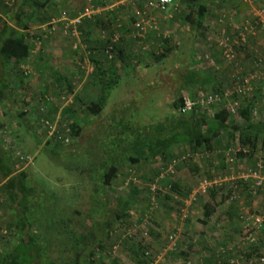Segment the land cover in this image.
<instances>
[{
  "label": "trees",
  "instance_id": "trees-1",
  "mask_svg": "<svg viewBox=\"0 0 264 264\" xmlns=\"http://www.w3.org/2000/svg\"><path fill=\"white\" fill-rule=\"evenodd\" d=\"M90 1L93 10H105L112 2ZM4 3L5 0H0V15L8 19L0 27V264H156L159 256L167 251V238L162 239L163 234L154 235L155 232L147 224L154 235L151 244L161 245L154 252L149 243L140 239L139 234L129 232L132 225L128 222L134 220V209L140 205L135 199L139 190L134 187L136 184L131 179L137 177L142 182L146 181V178L135 175V170L160 163V168L152 178L155 180L162 167L175 158L186 157L180 163V169L198 156L206 159L216 156L220 158L203 163L207 162L211 168L218 163L231 174L236 171L234 169L239 166V162L229 165V153L241 149L237 154L238 161L245 159L255 164L260 152L257 151L264 147V117L257 118L255 98H244L235 115L223 104L208 110L197 107L189 114L182 113L185 94L192 93L193 97H190L194 100L202 92L221 94L233 87L232 75L230 87H223V91H220L222 87L217 86L222 84L216 82L218 75L204 71L194 52L197 37L201 35L207 39L209 15L220 0H183L177 11L178 28L172 36L162 38L160 48L150 46L149 50L146 48L148 43L145 44L148 42L146 39H149L147 37L142 44L139 43L140 52L135 56L130 52L126 54L122 39L114 45L112 59L105 55V49L112 44L113 37L103 51L99 47H91L90 42L85 41L87 49L96 53L93 56L97 57L98 54L105 61V64H100L95 57H91L95 66L93 78L100 86V95L96 101L78 102L64 109L61 114L64 119L59 121L58 127L51 107H48V116L45 114L39 117V124L44 129L43 137H36L35 132L28 128V111L15 107L24 100L17 96L21 84L19 77L22 75V66L28 63L33 52L29 43L31 24H48L67 15V12H59L57 4L52 0H21L17 8L5 6ZM99 16L85 17L81 24H98L101 20ZM32 37L37 39L38 35ZM212 47L221 56L217 47ZM236 50L239 53L243 48ZM212 56L210 55L211 59L215 61V54ZM171 58L176 60L165 74L173 79L171 86L163 85L159 77L153 82L144 81L146 83L142 86L143 89L138 91V101L115 104L114 111L106 113L113 92L126 84H140L142 79L139 75L142 72L157 74L156 68L162 65L166 69ZM238 64H243L239 57ZM106 67L108 72L104 70ZM12 78L18 80L17 85ZM56 78L59 80L54 84L61 86V76L57 74ZM263 88L264 81L255 92L259 94ZM166 93L172 96L171 102L166 104L168 109L158 115L160 113L148 101L154 100L153 105L158 106L160 101L164 103L162 98ZM144 99L147 100L142 103ZM22 103L28 104L26 100ZM78 104L80 112L86 115L82 121L78 120L73 111ZM45 105L47 106L46 103ZM10 107L12 117L9 118L16 121L15 128L12 122L4 120ZM211 110L212 114L209 113ZM67 115L72 118L71 123H67ZM93 125H97L96 128L100 131L95 136L96 151L88 149L69 156V152L65 151L66 147H78V140L84 135L85 127L88 129ZM28 137L35 138V152L25 148ZM41 152L46 154L45 158L38 156ZM42 160L52 168H61L65 163L64 171L69 172L73 181L82 182L80 186L89 190L88 196L78 197L77 185H72L68 189L70 191L64 193L60 189L49 187L44 182L45 178L36 170ZM71 162H77L79 166L75 168L77 163L73 167ZM191 165L195 172L201 170L196 163ZM216 177L225 178L209 174L201 181ZM174 180L165 179L161 185L162 190L156 193H152L147 187L149 199L146 201L148 210L156 205L155 202H161L162 205L164 201L174 203L173 208L163 207L165 214L175 215L177 225L171 230L170 237L176 238L180 213L194 190ZM57 182L61 185V180ZM236 183V190L231 189L232 183H227L229 186H214L206 194L197 193L195 208L201 209L199 223L202 226H208L212 218L222 215L219 214L222 213V205L227 204L229 209L237 210V202H231L230 198L233 194L240 195L241 187L243 189L246 186L251 197L247 182ZM119 184L123 185L128 196H118L115 200L114 186ZM172 193L175 195L171 196ZM219 197L222 198L220 201ZM81 198L87 204L85 209L80 207L81 203L85 205ZM146 214H143L145 220L149 218ZM228 214L231 215L230 210ZM150 222L156 224L155 221ZM194 234L185 232L188 245L184 247L182 241L179 239L178 244L176 239L175 245H171L172 249L165 254L169 263L181 260L182 264H202L201 252L196 251L198 244L196 233ZM259 234L263 242L264 225ZM221 248H226V245ZM249 249L243 256L245 260L255 253L254 246ZM119 254L126 260L123 261ZM197 256L198 261L194 262L193 257ZM229 256L230 254L225 257L217 255L214 263L229 264ZM232 257L236 258L234 255Z\"/></svg>",
  "mask_w": 264,
  "mask_h": 264
},
{
  "label": "rangeland",
  "instance_id": "rangeland-1",
  "mask_svg": "<svg viewBox=\"0 0 264 264\" xmlns=\"http://www.w3.org/2000/svg\"><path fill=\"white\" fill-rule=\"evenodd\" d=\"M52 1H54L57 4L58 6L57 10L59 12L63 11V13L67 12V16L64 18L62 17L59 19H55V21L48 23V24H44V25H40V23L38 22L31 24L30 32H29L31 37H29L30 38L29 43L33 47V52H32V55L28 63L25 66H22L21 68L22 75L19 77V82L21 84H19L20 87L17 92V96L19 95L20 98L22 97L21 99L26 100L28 104L25 105L24 103H22L24 100H21V101L19 100L20 101L19 104L15 105V107H18L21 110L23 109V111L24 110L28 111L29 113L28 117L30 118V120L28 121V126H29L28 128L31 129V132L32 131L35 132L36 137L37 136L43 137L44 135L43 134L44 129L42 125L39 124L40 123L39 117L45 114L47 115L48 107H51L50 110L53 113L52 116L55 117V123H56L55 125L56 127H58L59 121L64 119L61 117V114L64 111V109L68 108L72 104H76L74 103V100L72 101V97H73L72 93L67 94L64 91H61V86H59L58 84H54V85L50 84V82L52 81L54 77L53 73H56L59 76L61 75V56L62 58L65 56H70L72 53L75 52L77 53L78 56L82 57L83 63L81 64V66H84L85 69L82 72H79V73L77 72V75L75 76L77 78V81L81 83V80L85 81L87 78H89V75L91 73V64L89 63V60H87L88 58L86 57L87 62H85L84 60L85 55H87L88 52L90 51L86 49L85 41L88 40L92 44L94 43V45L92 46L99 47L103 51V48L106 44H108V41L115 35H118L119 41L121 39L123 40L124 45H122V47L124 48L126 54L130 52L134 56L138 55V53L140 52V48H141L139 42L131 38L132 37L131 25H132V20L134 18V15H133V8L130 6L129 3L126 2V0H113L116 3H120L122 1V4L120 3L117 6H111L113 10H110V9L108 10L100 9L99 10L98 9L99 11H101V14H98V12H96L94 15H98V16L100 15L99 17L101 20L99 21L98 24H93V25H86L84 23L80 25L73 24V22L76 21V19H78L82 15H85L87 10H89V3L87 0H52ZM19 3H21V0H5L4 5L17 8ZM242 5L244 4L242 3ZM242 5L240 4L239 0H223V1L220 0L219 4L217 3V5H214L212 8L211 14L209 15L208 31H207L206 37L215 35L218 32V30H220L221 27L217 24V21H218V18L223 14L227 15L228 17L233 18L231 21L227 22V25L225 26L226 28L228 27V24L230 22L233 23L234 25V21L236 25H240L242 21H244V19L249 17V15L252 12V8L249 5H247L248 6L247 8L242 7ZM117 7H122V8L121 10H118ZM255 7L264 8V0H256ZM234 9H237V10L234 11ZM177 11L178 10H171L165 15H159L157 13L149 14V17L153 21V28L147 34V37H149V39L147 38L146 40H148V42L147 41L145 42V44L148 43L146 45V48L148 50L150 46L160 48L161 39L164 37L168 38V36H172V33H174V31L178 28ZM101 17L103 18V20ZM64 20H67V21H64ZM6 21H8V19L0 15V27H3ZM68 23L71 24L68 26L70 28L69 30H67L66 28L67 26H65L66 24L68 25ZM74 32H76L78 36H74ZM33 35H38L37 39L39 40H37L36 38H33L32 37ZM259 41H262V43L264 42V33H260L258 35V38L252 42V45L255 46ZM211 47L212 46L207 43V39L205 40L204 36L199 35L197 37L196 42L194 43V52H195L197 59L200 61L199 66L202 67L204 71L209 72V73L215 72V74H217V72L219 71H225L229 73V76H232L234 72L236 71L235 66L229 65L226 62H224L219 52L216 51L214 47L212 48ZM212 54H215V57L219 56V59L215 60L214 66H210L204 59L206 55L212 56ZM247 54L249 56L250 61L247 62L245 67H248V63L251 62L250 52L248 48H245L238 53V57L240 61L243 63L246 62L245 60L247 59ZM174 60L176 59L171 58L168 61V65L166 66V69H164V65L156 68L157 74L155 73L148 74L147 72L140 73L139 76L142 79V82L140 84H134V85L126 84L122 88H120L118 91L113 92L112 97L110 96L111 99L109 102V106L106 109V113L113 112L114 111L113 106H115V104L124 105V104L133 103L134 101H138V91L141 90L142 86L146 82H150V81L153 82V80L156 77L157 78L159 77L163 85L171 86L173 79L167 77L165 74L172 67V64H174ZM40 65H42L41 66L42 71L39 69ZM12 79H14L13 80L14 84L17 85L18 80L16 78H12ZM229 80H231V77L229 78ZM221 86H218V88ZM93 89L94 88L90 87L89 90L87 91L92 97L86 98L85 96L84 99L86 100L88 99L87 101H90V99L96 96V93L93 92ZM263 90L264 88L258 94V96L261 98L259 107L263 106L260 110H259V107H256L259 116H264ZM220 91H223L222 88ZM87 92H86V95H87ZM191 94L192 93H187L185 95L193 97ZM201 94H203V92L200 93L199 95ZM199 95L197 94L195 99L199 97ZM171 97L172 96L170 94L166 93L164 97L162 98L164 100V103H161L160 101L158 106H156L155 104L153 105L154 100H150L148 102H149V105H152V108L155 111L160 113L158 115H162L164 111L168 109V106L166 104L169 101L171 102V99H172ZM146 100L147 99H144L142 103H145ZM45 103L47 104V106L45 105ZM78 106L79 104L76 105L73 111L75 112V116L78 117V120L82 121L85 119L86 115L80 112V107ZM10 109L11 107L8 108V111ZM209 113L212 114L213 110H211ZM9 117H12L10 116V111H9L8 116L5 117L4 120H7L8 123L12 122L13 128H15L16 121L12 120ZM66 118L65 119L67 123L72 122V118L71 117L69 118V115H67ZM149 118L162 119L163 117H146V119H149ZM257 118H261V117H257ZM96 127L97 125L90 126L88 127V129L85 127L84 135L82 136V138L78 140V147H66L65 151L69 152L68 154L69 156L77 155L88 149H90V151L91 150L96 151L97 139L95 138V136L98 133H100V131H98ZM53 129L55 128L53 127ZM35 144L36 142H35L34 137L26 138L25 140L26 149H29L35 152V148H36ZM257 152H259V155H261L260 153L264 154V147L260 148ZM38 156L40 158L42 157L45 158L46 154L41 152L38 154ZM196 158L198 160L200 159V161L202 160V164H206L210 160L213 162L215 161L214 158L219 159L220 157L211 156L208 159H206L205 157L200 158L198 156ZM203 161H207V162L203 163ZM76 163L77 162H74V163L71 162L70 165L74 167ZM193 163H195V159L192 160V162L188 161L186 162V165L181 166V168L178 169L177 176L174 181H180L182 183V186L186 188H193L194 192L198 193L201 179H203L204 177H207L208 175H206L207 174L206 172L204 174V172H202L201 170L195 172L191 168L192 166L191 164ZM245 163H246L245 159L239 161V165L244 168H246L244 166ZM252 164L253 162H250V165ZM64 165H62L61 168H56V167L52 168V166H49L47 162H43L42 160V163L39 165L40 167L38 166L36 170L39 172V175L41 177L45 178L44 182L49 187L55 188L57 190L60 189L61 192L63 191L64 193V192L70 191L68 189H70L72 185L73 186L77 185V189H78L77 196L78 197L88 196L89 190H85V188L80 186L82 182L73 181L71 177L69 176V172L64 171V168H65ZM78 166L79 164L77 163L75 168ZM160 166L161 164L159 163V164H154L152 166L145 167V168L139 167L135 170V175H139L141 177L146 178V181L143 180V182L141 181L139 184H136L134 186L137 190H139V193H140V194L138 193V195L135 198L136 200H138L136 202H139L140 205L139 207L136 206L134 209V217H135L134 220H132L131 222H128L132 225L131 228L129 227L130 228L129 232L133 234L134 233L139 234L140 239L144 243H149L148 245L151 247V250H153L154 252L155 250L159 249L158 246H161L160 244L156 246L157 243L151 244V240L156 234H163L162 239L167 238L166 241L164 240L166 244L168 243L167 251L172 249V246H171L172 244H171V241L169 240V237H170V234H172L171 230H173L175 226L177 225V222H175V215L172 213L165 214L164 207H163V205H165L166 207L173 208L175 207L174 203L164 201L165 204L163 203L162 205L161 202L160 203L155 202L156 205L152 206V208H150L149 210H148L149 206L147 208L148 202L146 200L149 199L148 197L149 191L147 187H149V185L154 180L152 178L154 177L155 171H157V169L160 168ZM212 170L213 171L210 172V174H213V172L216 173L219 171L218 169H213V168ZM221 171H222L221 173L224 172V170H221ZM60 180H61V185L57 182ZM145 182L147 183L145 184ZM114 189L116 191L115 194L113 195L115 200L118 198V196H124V197L128 196V194L126 193V190L123 189L122 184H119L118 186L115 185ZM173 195L175 194L172 193L171 196ZM240 195L242 196L241 193ZM80 200L83 203H85L84 206L81 203L80 207L85 209L87 205L85 202V199L81 198ZM236 204H237V207L239 208L244 207V210L241 211V214L239 211V216H238L239 225L240 224L243 225V221L246 217H250L252 215L254 216L256 213L260 214L261 212H263V209H264V203L258 202L256 204V208H254V206L251 205L252 203L248 204L247 201L242 198ZM220 211H221V208H220ZM143 214H146V216H149V218L145 220L146 217ZM180 214H181L180 219H179L180 224H179V227L176 228L177 229L176 239L178 240V244H180L179 239L182 241L183 238H185L184 231H185L187 223H188L187 228L193 227L195 229V227H197L199 233L201 232V229L203 228L205 229V227L199 223V219H201L202 217V212L200 208H195L191 211L189 210V208L187 209L185 206L182 209V212ZM219 214H222V213H219ZM141 217H144L142 219L143 221L139 222V219ZM216 219H217L218 224H220L221 226L220 227L221 231H223V229H225L226 231L233 230V228L224 227V225H226L225 223L226 219H222L220 215ZM150 221H155L156 224L153 225L151 224ZM144 223L146 226L144 225ZM147 224L149 225V227L153 229L152 231L155 232L154 235L151 234V231ZM239 229H240V226H239ZM224 235H227V234H224ZM185 239H186L185 241H182V247H184V245L186 244L188 245L187 238ZM215 239L216 238L214 236V241ZM241 241L242 240H240L239 242L241 243ZM247 241L248 240H245L244 243H246ZM221 242H223V240H221ZM254 249H255L254 250L255 253L260 254V255L264 254V241L262 242V240L258 238L257 246H255ZM166 252H164L161 256H159L158 260H156L155 262L156 264H182L183 263L181 260L178 262L169 263L166 260V255H165ZM119 256H121L122 259H124L123 261L126 260V258L122 254H119ZM193 259H194V262H197L198 256L193 257ZM128 264H132V263L128 262Z\"/></svg>",
  "mask_w": 264,
  "mask_h": 264
},
{
  "label": "built area",
  "instance_id": "built-area-1",
  "mask_svg": "<svg viewBox=\"0 0 264 264\" xmlns=\"http://www.w3.org/2000/svg\"><path fill=\"white\" fill-rule=\"evenodd\" d=\"M90 1V0H89ZM244 4L249 5L252 8V12L242 21L240 25L233 26V34H230L227 28L228 21L233 18L223 14L218 18L217 24L221 27L215 35L207 37V43L211 46H216L221 52V58L229 65L235 64L236 71L232 76L233 87L224 91L221 94H201L196 99H192L190 96L184 97V104L182 108L183 114H189L197 107L208 110L211 107L219 104L227 105L232 114H236L241 107L243 99L251 98L257 87L264 81V42L258 43L255 46L252 45V41L258 38L260 33H264V8H256V0H242ZM127 3L133 8L134 21L132 22V38L139 43H143L147 38V34L153 28V21L149 17L150 13H157L159 15H165L171 10H178L183 0H126ZM97 10H93L90 7L85 15L80 16L73 24L80 25L85 17L93 16ZM67 15H63V18ZM67 21V20H64ZM71 23V22H70ZM66 24V28L71 25ZM233 23H229L228 26H232ZM74 36H78L74 32ZM119 41V36L113 37L112 44L108 45L105 49V55L109 59L113 58V47ZM237 48H248L252 54L253 60L249 69L245 66L238 64V52ZM205 61L214 66L215 61L211 59L210 55L204 57ZM248 70V71H245ZM264 94V90H263ZM241 152V149H237L234 152L229 153L228 160L229 165L233 166L239 162L237 154ZM182 159L175 158L167 166H163L161 173L150 185L149 189L152 193L162 190V183L165 179H175L177 175V169L180 166ZM189 158V156H187ZM230 166V167H231ZM134 184H139L141 180L137 177L131 179ZM237 181L247 182L249 185L248 192L251 197L260 203H264V154L262 153L257 157L255 168L250 170L244 175L237 176L235 172L231 176L225 178H214L212 180H202L199 186L198 193L206 194L208 190L214 186H223L227 183L231 184V189L236 190L238 187ZM231 202H238V195L233 194L230 198ZM264 212V211H263ZM245 223V230L247 232L249 241L257 246L258 237L257 231H261L264 225V213L260 216L246 217L243 221ZM172 246L175 245L176 238L170 237ZM240 260H232L231 264H264V254H251V257L247 260L241 257Z\"/></svg>",
  "mask_w": 264,
  "mask_h": 264
},
{
  "label": "crops",
  "instance_id": "crops-1",
  "mask_svg": "<svg viewBox=\"0 0 264 264\" xmlns=\"http://www.w3.org/2000/svg\"><path fill=\"white\" fill-rule=\"evenodd\" d=\"M87 1H88V3L91 2L89 0H87ZM111 1H112L111 5L106 8L107 10L108 9L113 10L111 8V6H117L120 3L122 4V1L120 3H116L113 0H111ZM239 1H240V4L242 5L243 1L242 0H239ZM242 7L247 8L248 6L246 4H244V5H242ZM117 8H118V10H121L122 7H117ZM236 10L237 9H234V11H236ZM238 10H240V9H238ZM97 12H98V14H101V11L98 10ZM153 14H155V13H153ZM246 16H247V14H246ZM234 20H235V18H234ZM234 25H236L235 21H234ZM234 25L227 27V30L229 31L230 34H233V32H234L233 31ZM258 43H262V41H259ZM89 44L91 47H93L92 45H94V43L92 44L91 42ZM85 47H86V44H85ZM86 49H87V47H86ZM91 53H92L91 51H89L88 54L86 53L87 55H85V58H84L85 62H87L86 61V57H87L88 58L87 60H89V63L91 64V73L89 75V78H87L85 81L81 80V83H79L77 81V78L75 76L77 75V72L78 73L82 72L85 69L84 66H81V64L83 63L82 57L78 56L77 53H75V52L72 53L70 56H65L63 58L61 56V75H60L61 76V91H64L67 94L72 93L73 94L72 101L74 100V103L93 102V101H96L98 99V96L100 95V90H101L100 86H98L97 81L93 78V73L95 72L94 71L95 66H94L93 62L91 61V57H95V59L98 62H100V64H105L104 63L105 61H103L102 57H100L98 54L96 57V56H93V55H96V53H92V54ZM250 55H251L250 56L251 62L248 63V67H246L247 69H249V67L251 66L252 60H253L251 53H250ZM216 58L219 59V56H217ZM245 61L246 62H244V63L242 62L243 66H246L247 62L250 61L248 54H247V59ZM41 66L42 65H40L39 69L42 71ZM104 70L106 72H108L107 67L104 68ZM245 71H248V70L245 69ZM56 75H57L56 73H53L54 77H53L52 81L50 82V84L53 85L57 80H59L58 78H56ZM217 75L218 76L216 78V82L218 84H222V86H221L222 89H224L223 87L229 88L230 83H231L229 80V78H230L229 73L225 72V71H219V72H217ZM90 87L94 88L93 92L96 93V96H95L96 98L94 97V98L90 99V101H87L88 99L87 100L84 99L85 96H86V98L92 97L87 92ZM86 92H87V95H86ZM253 98H255L254 102H255L256 107H259L260 106L259 103H260L261 98L258 96V92L253 93L251 99H253ZM262 107L263 106L259 107V110ZM256 112H257V109H256ZM257 115H258V117H260L258 112H257ZM195 163L198 165V167L201 169V171L204 172V174L206 172L207 175L210 174L209 172L213 168V167L211 168L209 164H202L200 159L198 160L197 158H195ZM213 166H214L213 169H218L219 171L216 173L213 172L212 175H216L218 173V175L221 177H227L228 175L230 176L233 173L232 172L231 174H228V171L226 172L224 167L220 166V164H218V163H215ZM244 166L246 168L241 167L240 165L237 166L234 169V170H236L235 175H237V176L244 175L245 173H248L250 170L255 168V164L253 163L252 165H250L249 161H246ZM221 170H224V172L221 173L222 172ZM226 185H228V184H226ZM245 188H246V186H244L243 189H242V187L240 188L242 196L238 195V202L242 198V199L246 200L248 204L252 203L251 205H253L254 208H256L257 201L248 195L247 189H245ZM196 196H197V193H195L193 191V194L190 196V199L186 201L185 206L187 209L189 208V210H191V211L193 209H195V207L197 206L196 204L198 202V200H197L198 197L196 198ZM205 198H208V196L204 197V199ZM221 199L222 198L219 197L218 200L220 201ZM220 207H221V212H222V215L220 217L222 219H226V222H225L226 225H224V227L225 228H227V227L233 228V230L226 231L225 229H223V231H221V228H220L221 226H220V224H218L217 219H216V218H218V216H216V217L211 219V221L209 222L208 226L205 227V229L204 228L201 229L200 233L198 232L197 227H195V229L193 227H190V228L185 229V231H184V232L189 231L191 233V235H193L196 232L197 238H195V239H196V243L198 244L197 245L198 247L196 248V250L201 252L200 257H202V264L203 263L215 264L214 262H216L215 259H216L217 255H218V257H225L228 254H230V256H231V261L232 260H240L241 261L242 260L241 257H243L244 254H247L250 251L249 247H251V246L255 247V245L249 241L250 238L248 237L247 232L245 230V223L243 222V225L242 224L239 225V221H238L239 211L241 214V211L244 210V207H240V208L238 207L237 210L235 208L229 209L227 204L222 205ZM229 210L231 212V215L228 214ZM263 211H264V209H263ZM262 213L263 212H261L260 214L256 213L257 215L255 214L254 216H256V217L260 216ZM239 226H240V229H239ZM197 232H198V234H197ZM224 234H227L228 237H227V235H224ZM259 235H260L259 231H257V237L258 238H259ZM214 236L216 238L215 241H214ZM185 240L186 239L183 238L182 241H185ZM221 240H223V242H221ZM240 240H242L241 243L239 242ZM245 240H248V241L246 243H244ZM223 245H226V248H221V247H223ZM235 253H236V255H235ZM233 255L236 256L235 259H233V257H232ZM231 261L229 262V264H231Z\"/></svg>",
  "mask_w": 264,
  "mask_h": 264
}]
</instances>
